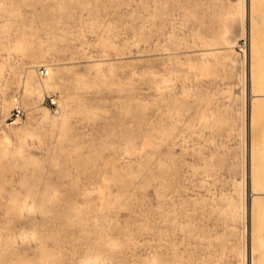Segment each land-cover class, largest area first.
<instances>
[{
  "label": "rangeland",
  "instance_id": "rangeland-1",
  "mask_svg": "<svg viewBox=\"0 0 264 264\" xmlns=\"http://www.w3.org/2000/svg\"><path fill=\"white\" fill-rule=\"evenodd\" d=\"M0 264H264V0H0Z\"/></svg>",
  "mask_w": 264,
  "mask_h": 264
},
{
  "label": "built area",
  "instance_id": "built-area-1",
  "mask_svg": "<svg viewBox=\"0 0 264 264\" xmlns=\"http://www.w3.org/2000/svg\"><path fill=\"white\" fill-rule=\"evenodd\" d=\"M38 72H39V75H40V76H44V75H46L47 70H46L45 67H41V68L38 69ZM21 114H22L21 110H20L19 108H16V109L13 111V113H12V115L14 116V118L11 119L10 122L12 123L14 120H17L18 118H20V117H21Z\"/></svg>",
  "mask_w": 264,
  "mask_h": 264
},
{
  "label": "bare ground",
  "instance_id": "bare-ground-1",
  "mask_svg": "<svg viewBox=\"0 0 264 264\" xmlns=\"http://www.w3.org/2000/svg\"><path fill=\"white\" fill-rule=\"evenodd\" d=\"M246 7H247V6H246ZM252 42H253V41H252ZM253 44H254V43H252L251 45H253ZM253 46H254V45H253ZM253 48H254V47L251 46L250 49H249L251 55H252V51L254 50ZM46 70H47V73H46V75H44V76H48V75H49V68H46ZM32 85H34V83H33L32 81H30V80H29V81L27 82V84H26V86H27L28 89H30V88L32 87ZM25 146H28V143H25ZM29 151H30V150H29ZM260 193H261V192H260ZM257 194H258V193H257ZM257 194H256V195H257Z\"/></svg>",
  "mask_w": 264,
  "mask_h": 264
}]
</instances>
